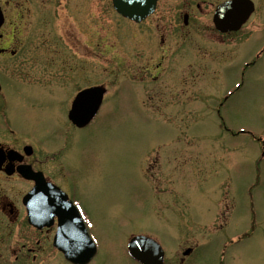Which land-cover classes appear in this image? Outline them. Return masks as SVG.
I'll return each mask as SVG.
<instances>
[{
    "label": "rangeland",
    "instance_id": "1",
    "mask_svg": "<svg viewBox=\"0 0 264 264\" xmlns=\"http://www.w3.org/2000/svg\"><path fill=\"white\" fill-rule=\"evenodd\" d=\"M18 1L27 42L17 58L0 56V131L9 118L50 144L55 159L37 144L36 166L74 179L104 253L118 264L130 234L147 232L169 264L188 247L189 264H264V0L229 33L212 22L223 0H159L140 23L111 0ZM52 50L58 66L47 67ZM92 84L106 87L103 106L72 127L70 100Z\"/></svg>",
    "mask_w": 264,
    "mask_h": 264
},
{
    "label": "flooded vegetation",
    "instance_id": "2",
    "mask_svg": "<svg viewBox=\"0 0 264 264\" xmlns=\"http://www.w3.org/2000/svg\"><path fill=\"white\" fill-rule=\"evenodd\" d=\"M22 5L25 6L26 10H29L26 2L0 0L4 16V22L0 27V56L5 60L17 58L20 50L27 42L26 38L20 37L19 33L20 21L24 17L19 9ZM187 17H189L188 13ZM42 18H45V15H42ZM38 19L41 21L40 15ZM61 32L65 37L67 29L63 28ZM48 35L52 36V40L57 44L61 42L54 35V30H50ZM51 44V46L56 45L52 42ZM52 53L53 56L48 57L49 65L46 63L47 67L58 66L56 60L58 52L52 50ZM15 64L18 65L20 62L15 61ZM59 66L65 69L66 60ZM0 83V96H3L5 84L2 79H0ZM97 85L99 84L77 89L70 100V104L80 90ZM101 86L105 89L104 103L106 87ZM3 103L0 98V107H3ZM69 108L66 110L67 119L72 127H78L68 118ZM100 110L101 108L98 112ZM4 125L6 126L4 129L6 134L0 131V264H100L97 262L99 259L95 260L100 253L102 256H106L102 264H106L107 261L116 264L108 245L105 246L107 251L104 253V246L99 241L91 216L82 207L74 179H68L64 167H62V171L57 173V176H60L61 179L63 176L68 183L64 180L62 183L56 181L41 166H36L35 151L38 147L37 144L44 145L39 147L45 152H52L48 156L55 159V151L47 147L50 144L36 141L34 137L27 136L25 131L12 128L9 118L4 119ZM22 137H28L27 142L20 141ZM22 170L25 172L41 171L45 180L54 183L59 190L54 188L33 189L36 181L25 177ZM11 180L16 181L22 188H4L2 181ZM24 185L25 188H23ZM78 215L83 223L78 221ZM241 233V236H238L236 240L237 242L244 237H250L252 230H245ZM139 234L149 235L157 244L143 242L136 245L137 255H142L136 257L130 250L129 242L133 236ZM122 249L126 258L118 264H143L141 261L143 257L150 264H160L161 262L169 264L166 259L167 249L162 245L158 236L147 232L130 234L125 244H122ZM90 251L92 255L87 261H73L74 259L84 260ZM182 254L183 256L173 264H189L196 257L197 251L194 247H188L184 249Z\"/></svg>",
    "mask_w": 264,
    "mask_h": 264
},
{
    "label": "water",
    "instance_id": "3",
    "mask_svg": "<svg viewBox=\"0 0 264 264\" xmlns=\"http://www.w3.org/2000/svg\"><path fill=\"white\" fill-rule=\"evenodd\" d=\"M115 9L123 16L129 17L135 21H140L155 9L157 0H112ZM255 9L252 0H225L216 6L213 21L218 30L227 32L238 30L250 17ZM3 21L2 11L0 9V25ZM103 89L93 87L81 91L73 102L70 111V118L78 126H83L89 122L99 108L102 101ZM81 223V220L79 219ZM136 238V239H135ZM139 240L140 237H135ZM91 251L84 260L85 262Z\"/></svg>",
    "mask_w": 264,
    "mask_h": 264
}]
</instances>
